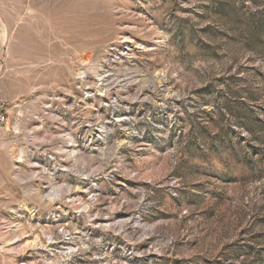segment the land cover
<instances>
[{
  "label": "rangeland",
  "instance_id": "rangeland-1",
  "mask_svg": "<svg viewBox=\"0 0 264 264\" xmlns=\"http://www.w3.org/2000/svg\"><path fill=\"white\" fill-rule=\"evenodd\" d=\"M0 22V264H264V0Z\"/></svg>",
  "mask_w": 264,
  "mask_h": 264
},
{
  "label": "built area",
  "instance_id": "built-area-1",
  "mask_svg": "<svg viewBox=\"0 0 264 264\" xmlns=\"http://www.w3.org/2000/svg\"><path fill=\"white\" fill-rule=\"evenodd\" d=\"M2 67H3V58L0 56V76L2 73ZM7 121V117L4 113H0V125L4 124Z\"/></svg>",
  "mask_w": 264,
  "mask_h": 264
},
{
  "label": "crops",
  "instance_id": "crops-1",
  "mask_svg": "<svg viewBox=\"0 0 264 264\" xmlns=\"http://www.w3.org/2000/svg\"><path fill=\"white\" fill-rule=\"evenodd\" d=\"M3 33H2V24L0 22V55L3 54Z\"/></svg>",
  "mask_w": 264,
  "mask_h": 264
}]
</instances>
